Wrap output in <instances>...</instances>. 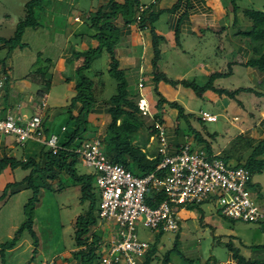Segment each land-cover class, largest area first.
<instances>
[{
	"label": "rangeland",
	"instance_id": "obj_1",
	"mask_svg": "<svg viewBox=\"0 0 264 264\" xmlns=\"http://www.w3.org/2000/svg\"><path fill=\"white\" fill-rule=\"evenodd\" d=\"M99 1L100 0H48L44 1L46 9L41 10L39 9L38 5L34 6V3L31 2V0H0V63L4 66V60L9 59L11 62L10 66L14 73V77L16 79H27L28 81L33 83L32 93L34 95V100L39 88V86L35 84L36 79H39L41 77V73H45L43 75L46 77V79L49 78V72L52 73V70L57 62V52L61 47L60 43H63L62 41L64 40L62 35H64L63 27L65 25L63 21H65V16L61 14H75L76 12H78L77 9L74 10L75 7L81 8L84 13H88L90 8H93L95 11V9H100L98 6ZM129 1H138L139 4L143 3L148 7H151V3L153 2V0ZM27 2H31V4L28 6H34L33 12L34 16L37 19V24L30 28H26L20 40L16 42L12 41V43L10 42V48L4 43L8 42V39L14 35L16 24L19 19L24 18V16L26 15ZM119 2L123 3L124 1L121 0ZM223 2H225V0H223ZM239 5L241 8L238 9V16L239 20H241L243 24L235 28L231 26L229 29V33L227 32V35L232 38L231 40H233V43H228L227 38L226 41H217V44H215L216 36L213 35V38H209L210 36L208 33L203 39L194 37L192 39V49H190V53L193 54L195 60H202L203 56L205 55L206 61L208 60L209 62H212L215 60L217 62L220 58L219 52L216 54L217 58L213 53V51L215 50V45H217V48L222 47L228 50L229 47L231 48V46L234 48V45L236 46V44L242 45L243 43H245V45H247L244 39L245 37L237 33V31L239 30L242 31L251 28L252 25V19L248 14L244 13L243 10L244 8L248 7L258 10H264V0H240ZM135 10L136 14L133 15H135V17H140L142 12H140L139 7H136ZM98 14V11H96V13L91 11L89 13L91 17L88 23L90 24L91 20L95 19L100 22L99 24L109 20L108 18H103L102 16L96 18ZM231 18L232 14L229 20ZM165 19L166 15L165 13H162L157 21L158 28H162V30H165ZM77 20L79 19L74 18V21ZM231 22L233 23V20H230V25ZM82 27L83 29L85 28V30H92L93 32L97 29L95 27ZM225 34L226 33L223 30L221 36H224ZM114 49L116 48L114 47ZM249 51V57H251L252 52L251 50ZM109 54L110 53L107 52L106 49L98 54H95L91 61V67L87 70V72H85L92 80H94V85H96V88L95 86L94 88L95 92H97V98L99 100H101L102 98L108 100L113 94L117 92V81L112 76V71L110 74V66L107 65V63L110 64ZM149 58V55H147V58H145L144 61L149 63ZM184 60L186 61V63L182 62L180 64H175L172 61L175 64H172L174 65V67L172 68H166L165 63L162 64L161 61H157V67L160 69L159 71L163 73L164 71H177L179 68H183L184 65L189 61L186 59ZM83 62L81 63V65L83 64ZM220 62L221 63L220 66H218V71H222L226 68L224 60ZM149 65L151 64L149 63ZM190 65L188 67L190 70L187 72L191 73L192 75L198 74L197 72L195 73V71L197 70L195 68H191ZM163 68L164 70L162 71ZM183 69H185V67ZM133 70L135 71L136 68H134ZM75 72L77 73V68L75 69ZM134 73L136 75L137 72ZM130 75L133 81L129 83L128 88L133 94L132 97L134 98V100L139 101L138 104L140 107V111L137 113V115L143 121L145 125L144 133L147 134L154 128L153 125L155 126V124H161V121L159 119L153 117L155 112L161 111L160 107H156L157 96L153 89L154 84H148L147 79H144L142 77V79H144L147 84L145 83V86L141 87L138 85L137 81H134L136 76L131 73ZM261 75L263 74H260L259 80L261 79ZM77 79L78 78L76 77V80ZM188 80L190 81V79ZM67 82L69 83L68 80ZM67 82L66 84H68ZM195 82H198L197 79H195ZM137 86L140 88H138ZM259 87L258 88L261 90V92L264 93V82L259 85ZM243 88L246 89L247 87ZM157 90L159 92L162 91V89L159 88V85L157 86ZM65 92V90H60V88L56 84L51 85L49 90L46 91L47 107L43 109V111L41 110V112L39 110L36 112L37 114L42 116L44 122L47 123V127H50V131H53L57 134L59 140L66 138L68 133L72 132V129L76 124L73 118L71 119L65 117L66 113L68 112L67 110L70 108L71 98L74 96L75 92L70 89H68L67 94H65ZM72 92L73 95L71 94ZM240 92H238L239 94H236L237 98H235V96L234 98L220 96V100H218L217 94L214 95L213 93H211L208 97H206V95H197L191 88L180 85V88L177 91L178 95L175 96V99L172 98L169 99V101H176L183 107L185 113L189 112L190 114L187 116L178 117L176 109H171L165 106L166 108L164 109H168L167 112L169 113L170 117L175 120L173 129L176 130H172V133L176 131L178 140H183V138H181L182 136L187 140L188 138H194L196 134L199 135V137H201L204 141L203 143L208 144L213 152L222 154L221 156L223 160L229 167L238 166V162L242 164L245 163L254 148L258 146L260 139L254 138L252 136V133L246 135L244 133L247 132L246 129H248V127L252 131L257 123L264 124V96L263 100H258V96L260 95H257L255 92ZM68 94H71V98H69L67 101L65 97H68ZM211 95L214 96L215 100H217L216 102L214 99L211 100ZM138 96L141 97L139 98ZM251 99H257V101H260V104H258V102L251 103ZM250 103L253 105H251ZM215 104L217 105V107L215 106ZM247 104L250 105L248 106ZM53 109H59L61 111V115L51 118L50 112H52ZM164 109L162 108V111ZM242 110L247 112H242ZM201 111H207V113L211 112V114L214 113L213 115L216 116L215 121L201 120V118H199ZM29 115L30 112L28 111L27 116ZM107 115L105 116V118L102 117V120H100L101 124L99 126V130H96V133L93 137L101 136V134L104 133L106 125L109 122V118ZM62 123H64L65 126L68 127V131L61 132L60 124ZM86 128L87 130L85 133L78 134L77 137L74 138L70 143V149L72 151H76V149L80 146L82 140L91 138L87 136H90L93 133V130L91 131L88 126ZM154 135L152 136L154 137ZM150 141L151 138H149V143L151 145H158L157 137H155V139L151 142ZM203 143L198 144V146L202 148ZM34 144L35 145L32 147L29 146L31 144L28 141L24 145V149L32 148V150H38L40 148V145L36 144L35 142ZM146 147L147 145H145L143 150L146 151ZM110 149L111 145L109 146L108 144V150L110 151ZM225 153L231 155V158H227ZM75 154L76 152L74 153V169L78 174L87 176L91 185L93 205L92 215H94L93 219H95L96 222L95 229L93 231L94 233L92 234L93 236L90 237H92L93 240L99 244L97 245L99 248L98 254L92 261L93 263H97L101 260L104 249H106V245H108L107 241L112 235V232L116 230V228H108V223L97 217L99 211L100 190L98 189V187H96V185H94V182L98 173L93 167L83 165L81 156L79 154ZM263 156L264 154L260 155V157ZM127 162V168L134 174H138L139 169L137 168L136 162L133 160H129ZM4 174L7 173L4 172ZM12 174H14V172H12ZM38 174L42 177L44 175L41 172H38ZM61 178V184L65 186L60 189L49 190L47 188H38V191H36V193H33L31 189L25 188L18 189L16 191L14 190L11 195H9L10 191L7 190V193L4 197L0 196V245L5 241L10 240L16 234L17 228L27 220L25 210L28 211V209L25 208V205L30 199L33 203V209L31 208L30 210L32 221L34 223L33 229H35V237H32L28 233L27 229H23L22 231H20L18 233L19 238H25L22 242L23 246L21 245V247L15 250V252L13 253L6 252L5 257H0V264H31L30 256H33L32 259H34L35 262L43 258L47 259V261L49 262L52 256L62 254L64 251H70L72 247L76 246L74 243V222L79 214H83L85 216L87 215L89 211V200L82 197L83 191L80 188L81 183H75L74 185H72L68 184L71 183V181H68V178L66 176L63 175ZM39 179L37 180V182L39 181ZM57 179L58 178L54 179V181L52 180V184L54 187H56L55 182L57 181ZM249 188L251 192L256 196V202L258 204H264V170L262 172H254L250 174ZM153 193L156 194L157 192L152 190V192H150V194H152V197L154 196ZM186 204L188 203L173 204L172 206H174L175 209H178L182 205ZM189 205H195V207L199 206L200 208L205 210L206 213H209L210 211L217 213V217H219L220 220L225 224L243 223L242 221L233 220L221 215L218 203L214 198L208 199L200 204L194 203ZM247 223L252 224V222H244V224ZM136 227V233L138 234L140 239L144 238L148 240L151 239V235L154 236L156 234L153 229L146 228L144 225H142L141 222H136ZM194 229L195 227L193 226L189 225L188 227L182 225L180 238L178 240L176 239V242L178 241L176 245H197L198 240L201 241V245H207V243L211 241L208 240L210 236L205 237V235H202L197 231H195V233H192ZM171 232H164L161 235L162 239H172L174 237V234ZM30 243L31 245H34L31 248L27 247V245ZM165 244L174 245V242H165ZM34 249H36V251ZM72 254L74 253L72 252ZM75 254L78 258L82 257L83 255V263L90 264V262L86 261L85 259V252H76ZM37 256H39L38 259Z\"/></svg>",
	"mask_w": 264,
	"mask_h": 264
},
{
	"label": "crops",
	"instance_id": "obj_2",
	"mask_svg": "<svg viewBox=\"0 0 264 264\" xmlns=\"http://www.w3.org/2000/svg\"><path fill=\"white\" fill-rule=\"evenodd\" d=\"M107 3L108 0H100L98 6L100 9L107 8ZM151 4L152 6H147V9H144L143 12H145L144 14L145 16H147V18L150 13L157 14V17L152 23L147 19V21L143 23L144 27H141L140 23L138 22V17H135V19L129 23H125L121 15H117L116 17H114V19H112V22L117 27V34L119 36L117 42L114 45V47L116 48L114 50L116 58L119 62V68L125 71V77L127 79L128 85L131 81H133L131 79L130 73L136 76L134 81H137L139 86H145L144 84L146 82L144 79H147L148 84H153L152 66L149 65V63L151 64L150 61L153 55L151 46V33L154 32L159 37V61H161L162 64L165 63L166 68H172L175 64H180L182 62L186 63L184 59L189 60L187 64L184 65L185 69H183V67L179 68L177 71H164L166 77L170 78V80L190 79L195 81V79H197V83L202 85L208 80L210 74L215 72H228L227 75L216 78L213 81V87L224 88L228 90H235L239 88L243 89V87H247L251 89V91H249L250 93L255 92L257 95H260L258 96V100H263L264 93L259 89L261 88L259 87V85L264 82V74L262 73L263 75H261V79L259 80L261 72L256 67L246 64L247 60L250 58V49L247 45H245V43H243L242 45L236 44V46L234 45V48L231 46V48L229 47V50L222 47L217 48V45H215V50L213 51V53L216 57V54L219 52L220 58L217 62L215 60L212 62H209L208 60L206 61L205 55L203 56L202 60H195L193 54L190 53V49H192V39L194 37L203 39L205 38L207 33L210 36L209 38H213V35L216 36V40L214 39L215 44H217V41H226L227 38L228 43H233V40H231L232 38L227 35L229 33L230 27H233L232 22L230 25V20L234 21L235 15L239 20V16L238 11L236 14L233 13L232 7L229 4L228 0H225V2H223V0H155V2ZM140 5L144 4L141 3L139 4V6ZM76 9L78 10V12H76L75 14H61L65 16V21H63L65 25L63 27L64 35H62L64 40L62 41L63 43H60L61 47L57 52V62L52 70L51 85L56 84L60 88V90L66 91L65 94H67L68 89L74 92V84L77 81L75 69L84 61V57L80 53L85 51L90 46H95L97 43L96 39L91 36L96 33V30L94 32L92 30H85V28L83 29L82 26L90 27L91 24H89L88 22L90 21L91 16L89 15V13L91 11L96 13V11H98L99 9H95L94 11L93 8H90L88 13H84L81 8L75 7L74 10ZM162 13H165L166 15L165 30H162V28H158L157 24V21ZM231 14L232 18L229 20ZM74 18L79 20L74 21ZM239 23V26L243 24L241 20H239ZM223 30L226 34L224 36H221ZM102 51H104V48ZM147 55H149L150 57L149 63L144 61L145 58H147ZM222 60H224L226 68L224 67L225 69H223L222 71H218V66H220V61ZM10 65L11 62L9 59L4 60L3 69L7 74V79L4 86L0 88V116L3 117L6 114H12L15 116L26 118L28 117V111L30 112L29 116L37 114L36 112L38 110L41 112V109L39 107V91H41L42 88L39 81L37 82L36 80L35 83L39 86V88L34 100V95L32 93L33 83H31L27 79H16ZM189 65L191 66V68H195L197 70L195 71V73H198L196 74L197 76L187 72L190 70L188 68ZM134 68H136L135 71L133 70ZM163 70L164 68L162 69V71ZM132 71L137 72L136 75ZM142 77L144 79H142ZM67 80L69 81V83L67 82ZM66 82L68 84H66ZM158 85L159 88L162 89L160 93L169 101V99H175V96L178 95L177 91L182 84L177 83L175 85H170L164 80H160L157 82V86ZM73 92L71 93L72 95ZM44 93L46 95V92ZM211 93L215 95L213 91L207 90L202 94V96L206 95V97H208ZM70 95L68 94V97H65L67 101L69 98H71ZM217 96V99L220 100V96ZM138 97L140 98L141 96ZM235 98H237L236 94ZM212 99H214V96L211 95V100ZM251 100V103L258 102V104H260V101H257V99ZM104 101L106 100L102 98L101 100L94 103L91 107V111L87 114L88 127L91 131L93 130V133L87 137L94 136L96 130H99V126L101 124L100 120H102V117L105 118V116L108 114L107 106L105 105ZM216 101L217 100H215V102ZM250 104L247 105L249 106ZM165 106L166 105H164L163 108H166ZM215 106L217 107L216 104ZM79 108V104H77L76 107L69 108L67 110L68 112L66 111L67 113L65 117L71 118L77 116L79 113ZM242 112L245 111L242 110ZM50 113L51 118L61 115V111L59 109H53V111ZM107 116L110 121L109 114ZM166 119L167 123L165 126H167L166 132L167 139L170 144V153H174L178 146L186 141L190 142L193 148H201L200 146H198V144H201L204 141L199 142V140L195 138H188L186 140L183 136L181 137L183 138V140H178L176 131H173L174 133H172V130H176L173 129L175 120L169 115L166 116ZM49 128V126L47 127V123L44 122L45 136H48L51 133L57 135L55 132L50 131L51 129ZM60 130L61 132H66L68 130V127L65 126L64 123H62L60 124ZM246 131L247 132L244 133L245 135L252 133V136L254 138H264L263 123H257L252 131L248 127ZM28 141L31 144L29 146L32 147L35 145L34 140H27L26 142ZM26 142L19 146L20 144H17L13 135L0 134V157L4 154L14 155L17 158H24L33 155L38 156L41 146L36 151L32 150V148L24 149V145L26 144ZM59 142L64 143L65 138L59 140ZM35 143L40 145L37 142ZM146 145V151L149 154H156V147L158 145H151L149 142ZM204 146L205 143H203V147ZM28 171L29 170H23L19 167H16L14 169L7 167L6 169H4L2 173H0V196L4 197L2 196V191L4 190L7 182L22 180V178L28 173ZM4 172H6L7 174H4ZM12 172H14V174H12ZM175 212L179 224L177 231L171 232L153 230L156 234L154 236L151 235V239L147 240L150 246L147 252L139 257V264H161L163 258H166L167 264L264 263V222L252 224H244V222L241 224H225L220 220L219 217H217V213H214L213 211L206 213L205 210H203L199 206L195 207V205L189 204L182 205L180 208L175 209ZM182 225L188 227L190 225L195 227L192 233H195V231H197L202 235H205V237L210 236L208 240L211 241L208 242L207 245H201L200 240H198L197 245H176L178 242H176V239L178 240L180 238ZM33 226L34 223H32V230L35 233V229H33ZM27 231L30 234L28 229ZM164 232H171L174 234V237L172 239H162L161 235ZM24 239L25 238L20 239L18 234L15 243L11 247L6 248L3 253L0 252V257H5L6 252H15V250L21 247ZM165 242H174V245H166ZM28 245L27 247L30 248L34 246L33 244L31 245V243ZM34 250L36 251V249ZM77 250L78 247H72L70 251H64L62 254L52 256L49 262L45 258L35 262L34 259H32L33 256H30L31 264H81L80 259L76 257L74 258L72 254V252ZM38 258L39 256H37V259Z\"/></svg>",
	"mask_w": 264,
	"mask_h": 264
},
{
	"label": "trees",
	"instance_id": "obj_3",
	"mask_svg": "<svg viewBox=\"0 0 264 264\" xmlns=\"http://www.w3.org/2000/svg\"><path fill=\"white\" fill-rule=\"evenodd\" d=\"M44 1L48 0H31V2L34 3L33 5H38L39 9L41 10L46 9ZM119 1L121 0H108V3L106 4L107 8H101L98 10L99 14L96 18L102 16L103 18H108V21L99 24L100 22L95 19L91 20L90 22L91 28H97L96 33H94V35H91L96 39L97 43L95 46H90L85 51L80 53L84 57V62L82 65L77 67L76 75L78 79L74 84L75 94L71 98L70 102V108L76 107L77 104H79V113L75 117L70 116L71 119L73 118L76 124L72 129V132H69L66 136L65 142H59L61 147L59 148L57 153L53 154L50 150H46L42 145H40L41 148L38 156L33 155L24 158H17L14 155L4 154L0 157V173L7 167H10L11 169L19 167L23 170H29L28 173L22 178V180L7 182L4 187V190L2 191V196L6 195L7 190H9L10 194H12L14 190L16 191L18 189L25 188L31 189L33 193H36V191H38V188H47L49 190L63 188L65 186L61 184V177L63 175L68 178V181H71V183L68 184L74 185L75 183H81L80 188L83 191L82 197L89 200V211L86 216L83 214H79L75 220L74 243L76 247H78V250L73 252V257L78 258L75 254L76 252H85V259L86 261L90 262V264L93 263L92 261L96 258L99 251V248L97 246L99 244L96 243L92 237H90L93 236L92 234L94 233L93 231L95 229L96 222L95 219H93L94 215H92L93 205L91 185L87 176L83 174H78L77 171L74 169L73 162L75 151H72L70 149V143L74 138L77 137L78 134L84 133L86 131V127L88 126L87 114L91 111L92 105L99 101V99L97 98V92H95V82L85 72H87V70L91 67V61L94 55L100 53L103 48L110 53V64H108L110 66L109 71L110 74L112 71V76L117 81V92L113 94L108 100L105 99L106 101H104L105 105L107 106V113L109 114L110 121L107 123L104 133L99 136L102 141L106 144V153L109 160L113 163L122 164L126 169H128L127 161H135L137 168L139 169L138 174H134L129 169L128 170L137 176H141L154 171L156 169V165L161 160L160 153L157 154L158 152H156V154L151 155L147 151L143 150L145 145L149 142L150 136L157 133V128L153 125L154 128L151 130V132L147 134L144 133L145 125L140 119V117L137 115V113L140 111V107L138 104L139 101L134 100V98L132 97L133 94L128 89V82L125 77V71L119 68V62L116 58L114 50V45L117 42L118 34L115 33L117 32V27L112 22V19H114V17H116L117 15H121L125 23L131 22L135 19V15L133 14H136L137 9L135 10V8L139 7V2L123 0L124 2L120 3ZM239 1L240 0H228L229 4L232 7L233 13L235 14L237 13L238 9L241 8L239 5ZM31 2L26 3V15L24 16V18L19 19V21L17 22L14 35L8 39V42L4 43L6 44V46L11 48L10 42L12 43V41L16 42L20 40L23 32L27 27H32L37 24V19L34 16L33 12L34 6H28L31 4ZM143 11H140L142 12V14L140 15V17H138L141 27H144L143 23L146 22L147 19L149 22L152 23L157 17V14L150 13L147 18V16H145L144 14L145 12ZM243 12L248 14L252 19L251 28L242 31H237L238 34H241L245 37V42L247 43L248 48L252 52V56L247 60L246 64H248L249 66L256 67L261 73L264 74V10H258L255 8L248 7L244 8ZM239 24V20L235 15L233 27H238ZM151 34V46L153 54L151 57L152 82L154 84L153 89L157 96L156 107H160L161 109L160 112H155L153 117L159 119L164 126L167 123L166 116L169 115L166 109L163 108L164 105H166L168 108L176 109L178 117L187 116L190 113H185L183 107L179 103H177L176 101H168L157 90L156 84L160 80H164L170 85L180 83L187 88H191L193 92L197 95H202L205 91L211 90L219 96L234 98L235 94L240 91H251V89L249 88H239L231 91L224 88L213 87V81L218 77H223L227 75L228 72L212 73L209 75L208 80L202 85L196 83L194 80L189 81L185 79H168L166 75L163 72H160L159 68L157 67V61L159 62L160 58V48L158 46L159 37L154 32ZM49 73L50 76L48 79H46V77L43 75L45 73H41V77L39 79H36L37 82L39 81L40 86L42 88L41 91H39L40 97H42V95L45 94L44 92L48 91L51 87L52 73ZM162 108L164 109L163 111ZM194 138L199 140V142L203 141L202 138L199 137V135L197 134ZM187 143L190 144V142L188 141ZM108 144L109 146L111 145L110 151L108 150ZM191 148L193 147L191 146ZM203 149L207 152L209 156L216 154L218 158L223 160L221 156L222 154L213 153L208 144H205ZM262 154H264V138L260 139L258 146L254 148L247 161L243 164L238 162L239 164H241H238V166L245 167L250 174L254 172H262L264 170V156L260 157V155ZM225 155L227 156V158H231V155L227 153H225ZM223 162L226 163L224 160ZM38 172L43 173L44 178L39 175ZM56 178L58 179L55 182L56 187H54L52 184V180L54 181V179ZM38 179L39 181L37 182ZM249 182L247 184L248 187ZM153 195L154 198L152 197V194H147L146 203L148 205H155V203H157L159 200L165 198L164 194L162 193H153ZM32 204L33 203L31 199L28 201V203H26L25 208L30 211L28 212L27 210H25L27 220L17 228L16 234L10 240H7L0 245V252L3 253L6 248L11 247L15 243L16 238L18 237V233L23 229H28L31 236L35 237V233L32 230L33 221L30 210L31 208L33 209ZM83 257L84 256L82 255V257L78 258L80 259L81 264H84ZM93 264L97 263L94 262ZM161 264H167L166 258H163ZM253 264L264 263L255 262Z\"/></svg>",
	"mask_w": 264,
	"mask_h": 264
},
{
	"label": "built area",
	"instance_id": "obj_4",
	"mask_svg": "<svg viewBox=\"0 0 264 264\" xmlns=\"http://www.w3.org/2000/svg\"><path fill=\"white\" fill-rule=\"evenodd\" d=\"M146 8L147 5L139 6L140 11ZM6 79L0 64V88ZM46 105L44 94L39 107L43 110ZM201 118L214 121L216 116L202 112ZM155 127L154 138H158L157 152L161 160L154 171L141 176L134 175L122 164L111 162L99 136L82 140L75 151L83 164L98 173L94 182L100 190L97 217L107 222L108 228H116L97 264H139V257L147 252L150 244L139 238L136 222L148 229L176 231L179 224L173 204H200L214 198L220 213L227 218L264 222V204L256 202L248 187L250 173L245 167H229L216 154L209 156L203 148L190 149L187 142L170 153L166 127L162 123ZM0 134L13 135L20 144L34 140L53 154L61 147L57 135L45 136L44 121L39 114L26 118L12 114L0 116ZM152 190L164 194L165 198L151 206L146 203V196Z\"/></svg>",
	"mask_w": 264,
	"mask_h": 264
},
{
	"label": "clouds",
	"instance_id": "obj_5",
	"mask_svg": "<svg viewBox=\"0 0 264 264\" xmlns=\"http://www.w3.org/2000/svg\"><path fill=\"white\" fill-rule=\"evenodd\" d=\"M141 87H142V86H141ZM202 112H207V111H201V112H200V118H201ZM209 114H211V113H209ZM212 115H213V114H212ZM201 120H203V119L201 118ZM204 121H205V120H204ZM207 121H208V120H207ZM214 121H215V120H214ZM151 137H153V136H150V138H151ZM153 139H155V138L153 137ZM151 140H152V139H151Z\"/></svg>",
	"mask_w": 264,
	"mask_h": 264
},
{
	"label": "bare ground",
	"instance_id": "obj_6",
	"mask_svg": "<svg viewBox=\"0 0 264 264\" xmlns=\"http://www.w3.org/2000/svg\"><path fill=\"white\" fill-rule=\"evenodd\" d=\"M29 21H30V20H29ZM30 23H31V22H30ZM30 25H31V24H30ZM30 25H29V26H30Z\"/></svg>",
	"mask_w": 264,
	"mask_h": 264
}]
</instances>
